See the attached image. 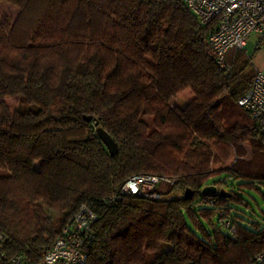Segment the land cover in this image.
Masks as SVG:
<instances>
[{"label":"trees","instance_id":"trees-1","mask_svg":"<svg viewBox=\"0 0 264 264\" xmlns=\"http://www.w3.org/2000/svg\"><path fill=\"white\" fill-rule=\"evenodd\" d=\"M0 4L16 9L0 18V264L15 254L39 260L81 205L96 214L85 264H255L264 215L240 222L229 203H248L225 188L230 179L242 189L264 185L256 161L264 131L237 104L264 34L224 68L206 43L216 20L201 24L181 0ZM139 173L174 177L170 189L182 193L121 194ZM207 184L214 194L200 192Z\"/></svg>","mask_w":264,"mask_h":264},{"label":"built area","instance_id":"built-area-1","mask_svg":"<svg viewBox=\"0 0 264 264\" xmlns=\"http://www.w3.org/2000/svg\"><path fill=\"white\" fill-rule=\"evenodd\" d=\"M181 1L201 24L216 20V27L207 36L206 43L221 67H229L225 60L227 51L244 49L251 35L264 34V0ZM237 104L247 110L264 131V73L260 69L254 70L248 88ZM174 181V177L167 175L134 174L121 185L120 192L154 199L161 194V187H171ZM95 219L96 214L88 206L81 205L64 223L39 260L31 261L15 254L7 264H85L88 247L94 237L92 226ZM262 259L264 253L256 257L255 264H260Z\"/></svg>","mask_w":264,"mask_h":264},{"label":"rangeland","instance_id":"rangeland-1","mask_svg":"<svg viewBox=\"0 0 264 264\" xmlns=\"http://www.w3.org/2000/svg\"><path fill=\"white\" fill-rule=\"evenodd\" d=\"M16 13V9L7 5V4H0V18L1 16H8V17H14ZM251 39H255V37H251ZM226 58V56H225ZM157 89L158 92L160 93V95L163 96V98L166 101H171L170 96L167 93V90L163 87V85L161 84V82L158 80L157 81ZM8 106L10 107V109L13 111L16 107L17 104V98H13V99H7L6 100ZM177 104H183L184 102V97H180L177 99V101H174ZM26 109H35L36 107L34 105H25ZM244 145H246L247 148V153H245L244 158L247 159L248 158V151H249V145H247V143H244ZM256 161L261 164L264 165V146L260 147V149L258 151H256ZM231 181L232 184H230L228 187H226V192L229 193L231 190H234L238 193H240L246 200V202L248 203L247 206H239V205H232V203H229V206L233 209V214H237L239 216L240 222L242 223H248L252 220L257 221V222H261V216L264 215V185L258 184L256 185L257 189H242L241 186H236L237 182L233 181L232 179L228 180ZM217 189V187H216ZM161 191H163L162 193H166L164 194V196L166 197H176V196H180L181 195V190L176 189V188H171L168 186H163L161 187ZM56 218L60 217V214H55ZM213 220H216V216L213 217ZM167 245H163V248H167ZM160 246H158L157 244L153 245L152 247V254L148 253L146 255V258L148 260H151L156 253L159 251Z\"/></svg>","mask_w":264,"mask_h":264},{"label":"water","instance_id":"water-1","mask_svg":"<svg viewBox=\"0 0 264 264\" xmlns=\"http://www.w3.org/2000/svg\"><path fill=\"white\" fill-rule=\"evenodd\" d=\"M83 119L87 122H90L92 120L91 115H84ZM94 127H95V134L96 136L101 140L103 145L105 146L107 152L109 153L110 156L115 155L118 152V146L115 142V140L112 138V136L104 130L97 121L94 122ZM200 192L202 194H214L216 192V186L212 184H207L204 185ZM224 192L222 189L219 190V195H223ZM192 196V190L190 189H185L184 191V197L185 198H190Z\"/></svg>","mask_w":264,"mask_h":264},{"label":"crops","instance_id":"crops-1","mask_svg":"<svg viewBox=\"0 0 264 264\" xmlns=\"http://www.w3.org/2000/svg\"><path fill=\"white\" fill-rule=\"evenodd\" d=\"M251 37H255V39H251ZM256 35H251L248 40H247V43H246V46L244 47V49H247V51H251L254 47V43L256 41ZM234 50H229L227 51L226 53V58L225 60H228V58H230L231 56V53L233 52ZM252 67H253V70L255 69H260L262 71V73H264V46H262V48L253 56L252 58ZM243 148L244 150L246 151L247 153V148H246V145H243Z\"/></svg>","mask_w":264,"mask_h":264}]
</instances>
